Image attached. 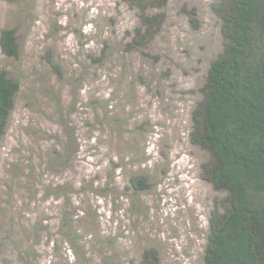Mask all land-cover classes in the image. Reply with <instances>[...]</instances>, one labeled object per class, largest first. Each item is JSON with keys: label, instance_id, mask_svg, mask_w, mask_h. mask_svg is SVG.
<instances>
[{"label": "rangeland", "instance_id": "374dc122", "mask_svg": "<svg viewBox=\"0 0 264 264\" xmlns=\"http://www.w3.org/2000/svg\"><path fill=\"white\" fill-rule=\"evenodd\" d=\"M211 2L169 1L147 51L158 61L137 50L90 72L86 57L103 41H130L135 11L120 0H0V30L15 29L20 47L17 59L0 50V68L20 85L0 140V264H73L59 233L64 212L90 233V264H104L96 236L114 239L112 264H140L147 247L161 264H202L222 198L201 179L207 157L189 142L191 111L221 50ZM106 112L123 118L120 132L96 123ZM62 147L70 156L57 165ZM134 174L147 192L126 189Z\"/></svg>", "mask_w": 264, "mask_h": 264}, {"label": "trees", "instance_id": "16d2710c", "mask_svg": "<svg viewBox=\"0 0 264 264\" xmlns=\"http://www.w3.org/2000/svg\"><path fill=\"white\" fill-rule=\"evenodd\" d=\"M169 1L120 0L137 13L138 27L128 34L130 41L123 39L116 47L103 41L99 52H90L86 57L90 72L110 61L121 64L137 50L142 57L158 61L147 51L164 25ZM209 10L219 23L221 50L209 63L199 100L191 111L189 142L207 157L200 165L201 179L222 198L220 210L209 216L202 264H264V0H212ZM185 13L196 23L195 9ZM0 50L7 59L18 58L15 29L0 30ZM46 64L59 73L49 60ZM19 91L18 81L6 68H0V140ZM98 104L90 100L94 108L99 109ZM102 119L96 123L120 132L122 117L113 118L106 112ZM60 150L55 156L57 165L70 156L67 148ZM128 183V190H149L142 174H134ZM61 194L65 197L66 191ZM65 202L69 207L68 199ZM132 206L136 208L135 203ZM74 216L68 212L61 215L59 233L77 256L73 264H90V233ZM113 245V238H95L94 247L100 246L98 250L106 255L101 254L104 264H112L107 254ZM140 264H161L156 249L145 248Z\"/></svg>", "mask_w": 264, "mask_h": 264}]
</instances>
